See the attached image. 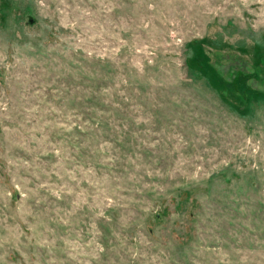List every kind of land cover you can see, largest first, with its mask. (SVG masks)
Returning <instances> with one entry per match:
<instances>
[{"label":"rangeland","instance_id":"374dc122","mask_svg":"<svg viewBox=\"0 0 264 264\" xmlns=\"http://www.w3.org/2000/svg\"><path fill=\"white\" fill-rule=\"evenodd\" d=\"M132 1L0 0V264H264V214L219 205L264 202V101L236 112L184 65L198 42L264 92V0ZM94 86L128 155L72 130Z\"/></svg>","mask_w":264,"mask_h":264},{"label":"trees","instance_id":"16d2710c","mask_svg":"<svg viewBox=\"0 0 264 264\" xmlns=\"http://www.w3.org/2000/svg\"><path fill=\"white\" fill-rule=\"evenodd\" d=\"M130 4H133L132 0H126ZM142 0L136 2V4L141 3ZM145 2V1H144ZM128 3V4H129ZM154 9V7L152 8ZM29 23H33L34 19L32 17H29ZM194 40V39H193ZM191 40V41H193ZM199 43L196 42L194 44L189 45L190 48L194 46L193 54V62H189V60L184 61V65L187 68L186 69V75L188 77H191L188 70L191 68V73H197L200 75V77L204 80L203 84L205 83L207 86L210 87V89L218 94L221 101L225 103L226 105L230 106L232 109H234L236 112H239L241 110L249 111L250 107V99H246V97H241L245 92L247 93V96L253 95V97H257L260 99L261 102L264 101V92H257L252 89L247 88L243 84V79H241V85H240V77L242 78L244 75L239 74L234 80L226 81L213 67L209 64L207 56L202 53L201 47L198 45ZM194 69V70H193ZM193 70V71H192ZM96 81L98 79H95ZM100 81V80H99ZM85 92L82 94L81 102L77 105V107L71 106V109L74 111L78 110V112H74L75 116L77 113L82 115L83 118V126L81 124L74 125L72 127V130L74 132H77L78 134H90L94 133L96 136L101 137H113L114 141L119 142L121 144V147L123 149V153L128 155L129 151L125 150L124 145L128 143V137L127 134L124 132L123 135H118L117 132L114 129H112V120L111 117H120L119 114H122L120 117L122 120H126L125 116L127 115L123 110H118L119 114L114 112L111 103L106 101L105 95L102 91H100L97 87H92V89L88 90V88H85ZM123 99V98H122ZM122 108V104H119ZM127 117V116H126ZM81 123V122H80ZM100 133V134H96ZM114 161V159H113ZM105 165L112 166L114 163H112V159L108 162L101 163V166L104 167ZM232 170L229 167H224L218 170L211 171L207 177L204 180V183L202 186H200L201 189H203L202 193L205 195H208L211 193L212 186H213V180L214 179H220L221 181L229 180L231 177ZM252 190L256 189L257 187L255 185L249 186ZM196 189V187H194ZM218 205V204H217ZM221 207V211L226 212L228 222L232 220V217H237L238 211L240 208L245 207V205H250L251 208L247 207L246 213L251 212L252 216L251 219L254 218L253 214H264V202L259 200H256L250 204L245 202H238L234 200H229V202H224L219 204ZM253 209V212H252ZM242 215V211L241 214ZM154 219L159 220L160 216L158 214H154ZM243 216V215H242ZM245 218V217H244Z\"/></svg>","mask_w":264,"mask_h":264}]
</instances>
